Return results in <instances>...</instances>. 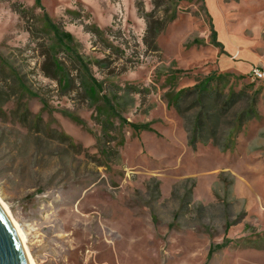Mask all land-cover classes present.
I'll return each instance as SVG.
<instances>
[{
	"label": "rangeland",
	"instance_id": "374dc122",
	"mask_svg": "<svg viewBox=\"0 0 264 264\" xmlns=\"http://www.w3.org/2000/svg\"><path fill=\"white\" fill-rule=\"evenodd\" d=\"M139 4L0 0V200L34 264H264V0Z\"/></svg>",
	"mask_w": 264,
	"mask_h": 264
},
{
	"label": "trees",
	"instance_id": "16d2710c",
	"mask_svg": "<svg viewBox=\"0 0 264 264\" xmlns=\"http://www.w3.org/2000/svg\"><path fill=\"white\" fill-rule=\"evenodd\" d=\"M163 1L164 0H152V5H153V9L150 13H145L144 10H143V7L141 4L137 5V13L141 16V18L145 21V23H148L149 24V21H152L153 20V17L156 13V11L163 5ZM168 2H172L173 3V0H167ZM176 2V1H175ZM37 6V8H40V6L38 5V3L35 4ZM11 11L17 15L19 17L20 20H25L26 19V16L27 14H29L30 12L22 5L20 4H13L11 5ZM174 19V17L170 16V19L168 22L172 21ZM165 20H158L156 21L157 22V25L158 27L155 28V32L151 38V41H153L155 39V36H156V32L158 30L161 29V26L163 25ZM46 24L51 27V28H56L55 25L52 24V22L50 21V19L46 16ZM167 21H165L166 23ZM167 24V23H166ZM91 33L95 36H99L101 35V31L94 27L91 29ZM56 31V30H55ZM150 31V28L148 29L147 28V32ZM27 33L30 34L31 38H33V35L30 31H26ZM57 35H59L57 37V39H65L67 41L69 40H72V36L68 33H58L56 32ZM213 37H215V34L212 33ZM147 42L145 40V45L146 46H149L152 42ZM47 58V61L48 63L52 64L51 65V69L49 70V73L46 75L47 78H49L50 80L52 81H57L58 80V77H57V74L54 72L55 71V66L53 65V62L52 60L50 59V55H47L46 56ZM217 79H220V78H217L216 75L215 76H211L210 78H207L203 84L201 85V87H196L194 88L193 90H181L177 95H176V102H180L184 97H186L188 94H197L200 98L202 96H204L205 94H212V91H208L209 87L214 85L217 81ZM234 97L235 95L231 94V96L228 98V100L226 101L225 104H227V106L231 105L233 100H234ZM200 119L201 117H198L197 118V125H199L200 123Z\"/></svg>",
	"mask_w": 264,
	"mask_h": 264
},
{
	"label": "water",
	"instance_id": "95a60500",
	"mask_svg": "<svg viewBox=\"0 0 264 264\" xmlns=\"http://www.w3.org/2000/svg\"><path fill=\"white\" fill-rule=\"evenodd\" d=\"M0 264H30L13 224L0 208Z\"/></svg>",
	"mask_w": 264,
	"mask_h": 264
},
{
	"label": "bare ground",
	"instance_id": "6f19581e",
	"mask_svg": "<svg viewBox=\"0 0 264 264\" xmlns=\"http://www.w3.org/2000/svg\"><path fill=\"white\" fill-rule=\"evenodd\" d=\"M0 208L3 210V212L7 215V217L9 218V220L11 221V223L13 224V227H14L15 231L17 232V234H18V236H19V238H20V240H21V242H22V244H23V246H24V245H25V240H24V238H23V234H22V232L20 231V229L18 228V226L16 225V223H15V222L13 221V219L11 218V215H10V213H9V211H8V209H7V207L1 202V200H0ZM24 248H25V250H26V252H27V248H26V246H24ZM27 255H28V258H29V262H30V264H34V263L31 261L28 252H27Z\"/></svg>",
	"mask_w": 264,
	"mask_h": 264
},
{
	"label": "built area",
	"instance_id": "2783aa9c",
	"mask_svg": "<svg viewBox=\"0 0 264 264\" xmlns=\"http://www.w3.org/2000/svg\"><path fill=\"white\" fill-rule=\"evenodd\" d=\"M251 79L252 81L264 79V71L259 69L253 70L251 73Z\"/></svg>",
	"mask_w": 264,
	"mask_h": 264
}]
</instances>
